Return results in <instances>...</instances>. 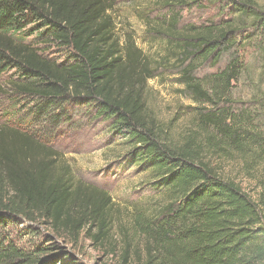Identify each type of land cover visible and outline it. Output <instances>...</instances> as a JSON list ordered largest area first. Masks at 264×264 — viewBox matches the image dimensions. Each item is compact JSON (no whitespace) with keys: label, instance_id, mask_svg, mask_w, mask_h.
I'll return each mask as SVG.
<instances>
[{"label":"trees","instance_id":"1","mask_svg":"<svg viewBox=\"0 0 264 264\" xmlns=\"http://www.w3.org/2000/svg\"><path fill=\"white\" fill-rule=\"evenodd\" d=\"M115 1L0 0V76L11 69L21 73L18 93L47 103L39 115L53 107L94 105L97 117L112 121L139 146L137 160L153 170L155 186L169 193V202L154 215L133 216V230L145 241L143 264H264V180L255 200L207 158L232 155L249 170L264 167V132L246 125L248 117L236 112L232 99L244 70L241 38L255 32L264 39V7L256 0H219L233 17L184 28L173 12L158 33L168 51L154 64L132 39L116 37ZM202 2L168 0L167 6ZM34 34L70 50L71 59L54 62L20 40ZM224 60L223 70L198 77L204 65ZM165 66L174 67L185 93L202 105L194 108L197 134L181 144L167 139L146 108L148 82L163 68L168 71ZM52 123H60L58 115ZM61 159L29 131L0 126V228L15 218L42 220L62 237L77 241L86 231L103 244L111 198L76 183ZM41 252L28 254L0 239V264H40Z\"/></svg>","mask_w":264,"mask_h":264},{"label":"rangeland","instance_id":"2","mask_svg":"<svg viewBox=\"0 0 264 264\" xmlns=\"http://www.w3.org/2000/svg\"><path fill=\"white\" fill-rule=\"evenodd\" d=\"M168 0H116L112 12L116 37L132 39L155 64L168 51L167 39L158 34L173 12L182 18L180 28L202 26L231 18L225 4L219 0H203L199 7L173 9ZM264 7V0H256ZM233 17V16H232ZM235 17V16H234ZM20 38L36 47L46 58L63 63L71 59L70 50L55 43L42 42L37 34ZM239 54L244 70L234 84L232 99L236 112L247 116V126L264 132V39L252 32L241 38ZM226 60L216 67L200 68L198 77L205 78L224 69ZM160 70L145 89L147 112L165 131L167 139L181 144L189 134H197L195 104L185 93L174 67ZM16 82L23 84L21 73L11 69L0 76V126H9L37 136L59 152L61 165H68L73 180L104 190L111 198L110 231L106 241L96 243L86 231L77 241L57 235L42 220L28 222L23 218L1 226L0 239L28 254L42 251L40 264H143L144 238L133 230L137 212L154 215L169 202V193L156 185L152 169L137 160L136 146L126 131H121L97 117L94 105L53 107L39 115L47 103L37 97L18 93ZM59 116V124L53 118ZM198 141L201 137L197 138ZM208 160L226 178L241 184L258 200L262 192L264 167L249 170L244 162L232 155H208ZM97 233V229L93 231ZM62 260H65L62 262Z\"/></svg>","mask_w":264,"mask_h":264}]
</instances>
